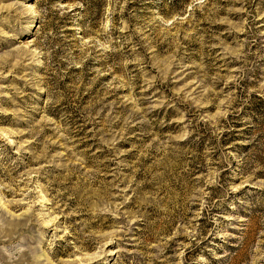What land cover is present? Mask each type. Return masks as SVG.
Wrapping results in <instances>:
<instances>
[{"label":"rangeland","instance_id":"1","mask_svg":"<svg viewBox=\"0 0 264 264\" xmlns=\"http://www.w3.org/2000/svg\"><path fill=\"white\" fill-rule=\"evenodd\" d=\"M0 264H264V0H0Z\"/></svg>","mask_w":264,"mask_h":264},{"label":"trees","instance_id":"2","mask_svg":"<svg viewBox=\"0 0 264 264\" xmlns=\"http://www.w3.org/2000/svg\"><path fill=\"white\" fill-rule=\"evenodd\" d=\"M79 1H82L83 2L84 0H79Z\"/></svg>","mask_w":264,"mask_h":264}]
</instances>
